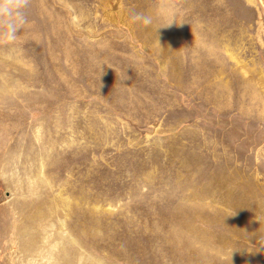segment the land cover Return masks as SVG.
<instances>
[{
  "label": "rangeland",
  "instance_id": "1",
  "mask_svg": "<svg viewBox=\"0 0 264 264\" xmlns=\"http://www.w3.org/2000/svg\"><path fill=\"white\" fill-rule=\"evenodd\" d=\"M28 17L0 40V264H264V0Z\"/></svg>",
  "mask_w": 264,
  "mask_h": 264
},
{
  "label": "clouds",
  "instance_id": "2",
  "mask_svg": "<svg viewBox=\"0 0 264 264\" xmlns=\"http://www.w3.org/2000/svg\"><path fill=\"white\" fill-rule=\"evenodd\" d=\"M31 0H0V40L15 42L19 33L29 23L28 9ZM130 20L144 27L153 25L154 18L142 12H130ZM174 20H170V26ZM264 249V239L260 242L259 250Z\"/></svg>",
  "mask_w": 264,
  "mask_h": 264
}]
</instances>
